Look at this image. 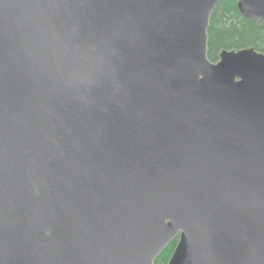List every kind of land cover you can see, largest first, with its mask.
<instances>
[{
  "label": "water",
  "instance_id": "1",
  "mask_svg": "<svg viewBox=\"0 0 264 264\" xmlns=\"http://www.w3.org/2000/svg\"><path fill=\"white\" fill-rule=\"evenodd\" d=\"M221 1L0 0V264H264V52L209 58Z\"/></svg>",
  "mask_w": 264,
  "mask_h": 264
},
{
  "label": "trees",
  "instance_id": "2",
  "mask_svg": "<svg viewBox=\"0 0 264 264\" xmlns=\"http://www.w3.org/2000/svg\"><path fill=\"white\" fill-rule=\"evenodd\" d=\"M255 47L264 52V25L242 14L237 0H222L215 8L209 27V52L212 61L219 59L223 49ZM172 241L156 259L155 264H168L178 244Z\"/></svg>",
  "mask_w": 264,
  "mask_h": 264
}]
</instances>
